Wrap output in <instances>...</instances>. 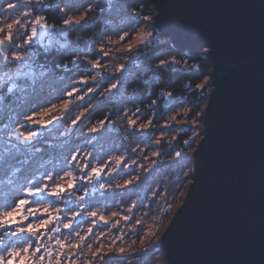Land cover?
I'll return each instance as SVG.
<instances>
[{
  "label": "rangeland",
  "instance_id": "1",
  "mask_svg": "<svg viewBox=\"0 0 264 264\" xmlns=\"http://www.w3.org/2000/svg\"><path fill=\"white\" fill-rule=\"evenodd\" d=\"M40 1L41 0H39V2ZM113 1L114 0H112V2ZM39 2L38 0H30L28 3H26L25 0L0 1V29L7 30L8 24H14V21H19V24H14L11 29L14 36V44H12L11 50L5 53V55L9 57L8 61H4L3 58L0 57V87L5 84L10 87L11 84L16 81L27 79L31 82L33 79L37 80L40 78V73L45 70H39V66L35 63L32 43L37 41L38 43H43L45 46H70L71 44L76 46V49L80 50L78 60L87 63L95 72L94 76L89 78L77 76L76 79L71 80L74 84H67V87H65L62 92L58 93V97L55 96L56 98H54V101L42 105L31 112H27V115L33 116L34 120L37 121V123L29 124V128L41 134L27 144L21 140V146L13 152V155H17V157H30L35 151L40 150L41 145L46 141L48 142L50 138H53L54 141L62 140L67 142L74 139L73 150L69 158H66L63 162L65 166L61 167L56 173L49 170L47 173L53 175L57 183L64 184L65 186L68 180L74 178L76 187L65 194L63 199L49 196H41L35 199L42 202L40 205L41 208L47 207L49 203H51L54 208L61 209L62 217L71 219L76 213H79V215L72 221V229L63 228V223L67 222V220H62L61 222H56L54 225H50L49 227L54 226L59 228L60 232L43 233L45 236L44 242L52 249L53 255L55 256L58 250L55 237L59 236L62 239L66 238V243L69 244H78L77 242L68 241L69 237L76 229L80 231V236L86 237L87 239L93 237L94 239L91 245L94 246L88 247L87 250H85V254H77L75 256L76 264H91L95 260H97L98 262L96 263L99 264L100 261L103 262L105 257L111 253L117 256H128L134 252L133 249L135 247H143L145 243L147 247L152 245L151 248L156 245L159 255L163 256L159 249L161 235L174 212L183 202L188 187L193 181L191 175L188 174L191 168H193L191 161L189 165L190 168L188 167L186 171L181 172L179 169L177 171V169L174 168L177 161L182 160L179 159L181 158L182 151L173 148V146L176 145L177 134L182 126L191 124L196 132H198L199 127L197 126L202 127L203 120H199L200 118H187L186 115L189 108L185 110L180 108L175 111H169V113L165 115L164 120L160 122L148 118L145 119V116L143 117V114H145L143 111L138 112V110H133L126 101L119 103L121 97H125L129 94L124 88H111L113 83H117V79L120 78V73H126L133 63L140 59V55L147 50L142 44V41L148 38L149 32L155 34L152 26L155 16L153 14L144 16V18L141 16L143 21H140L137 25L135 24L136 26L134 25V28L120 31L118 34L111 37L102 36L100 39L96 40L94 44L89 40L92 43L90 44L80 33L76 31L73 32L72 30L92 21L91 15H94V11L91 13L88 12L87 9H78L72 12L65 11V19L75 22L84 18V22L82 24L73 23L70 26H65L64 23L55 26L46 22L41 15H37V13L33 12L34 5ZM8 5H13V7H8ZM106 9H109V5L106 6ZM37 17L43 18L41 22L45 25L44 28H39L35 25L34 21ZM145 17H148V19H145ZM31 27H38V36L30 45H25L23 49L15 48V44L23 43L21 35L17 33L23 34L26 32L30 34ZM121 35L125 36L124 41L120 40ZM155 36L156 34L152 39ZM4 38L3 33H0V40ZM86 42H88V44H86ZM93 49L96 50L94 53L95 56L97 55L96 59L84 55L86 52ZM129 49H131V51H129ZM204 50H208V48L204 47ZM14 52L22 55L24 59L22 61H12L11 57ZM105 53H107V55H105ZM18 65L21 67H18ZM93 65H95V67ZM120 65L126 66L123 71L120 70ZM17 72L21 73V75L16 76ZM103 76L110 79L107 82L109 83L107 89L102 88V81L100 79ZM14 77L15 79H13ZM208 79H205L201 85L207 82ZM81 81L86 82L82 83ZM89 89H92V91H89ZM69 92L73 93V95L69 96ZM114 98L117 99L114 104L115 108L110 112V116L106 120L97 123L87 121V116H89L88 114L91 109L101 104L107 106L105 102H108L109 99L114 100ZM53 118H55L53 124L46 128L40 127V124ZM19 120L20 123H17L15 128L22 136H27L28 133L21 127V124L24 123V115H21ZM73 120L76 121L75 124L72 123ZM131 121H135V123L132 124ZM116 131H120L124 137L128 132H133L134 134L143 133L144 135L142 140L136 139V141L125 140V142H123L124 140L121 141L118 138L112 144L114 148L104 155L102 152L104 143L106 139H112L117 133ZM202 136L203 133L199 135L198 139L200 140ZM12 141L13 143L16 142L15 136L12 137ZM167 143L172 145V147L165 148L164 145H167ZM106 146H108V144ZM6 147H8V145L5 143V133L3 129L0 128V152ZM195 147L196 146L188 152L189 156H192ZM177 153H180V155L178 156ZM74 155L77 157L75 161L72 160V156ZM85 165L89 167H84ZM93 167L98 169L103 168V172L99 179L91 178L89 182L91 169ZM81 168H84V171H81ZM160 169H164V171L167 170L169 173H174L173 171L176 169V173H182L181 175L184 178L180 188L183 192L182 198L178 201L176 208H174L172 214L166 219L164 225L162 224L163 220L160 221V219L158 220L154 218V216L151 217V214L148 212L144 215L142 213H137L140 216H131L132 212H134L133 207L136 200L128 207L130 211L128 215L124 212H104L96 210L99 209V206L93 209V207H89L90 205L85 204V201L82 200L78 202L75 208L72 206V202L77 201L79 197H108L104 194L100 196L98 194L112 187L122 192H124L122 187H126L125 191L127 193L124 197H164L166 199V197H169V176L171 174L164 177V172H161ZM44 173L40 174V177H42ZM67 173H71V176H68ZM157 173L158 175L161 174L160 178H157ZM8 176L7 174L5 178L8 179ZM31 178H33V176L28 179ZM43 183H48L49 187H52L51 182L47 180H44ZM100 184H104L105 187L101 188ZM23 186L24 185H22L20 189ZM68 202L71 205H67ZM67 206H72V208L67 210ZM0 211H2V209H0ZM93 212L96 213L94 217L91 215ZM53 214H55L54 210ZM115 214L118 216L121 215V217H117V219L114 216ZM101 217H103V220H101ZM125 217H127V219H125ZM31 222L35 224L37 220L33 219ZM119 222L122 223L120 224ZM94 224L101 227H106L111 224L116 226L119 225L116 234H114V236H119V238L116 239V237H114V241L108 240L103 230L92 229ZM90 228L92 229L91 234L88 232ZM49 236L53 237V239H48ZM23 237L26 240L28 239V237L23 234L16 239L24 241L22 240ZM75 237H77V235ZM105 240L109 242H104ZM21 245H24V243ZM127 249L129 251L133 250V252H128ZM72 251L75 252V250ZM89 254H91V260L88 257ZM134 258L137 257L133 256L128 259L133 261ZM53 264H55L54 260Z\"/></svg>",
  "mask_w": 264,
  "mask_h": 264
},
{
  "label": "water",
  "instance_id": "2",
  "mask_svg": "<svg viewBox=\"0 0 264 264\" xmlns=\"http://www.w3.org/2000/svg\"><path fill=\"white\" fill-rule=\"evenodd\" d=\"M154 23L178 49L208 48L212 67L193 181L160 238L164 263L264 264V0H160Z\"/></svg>",
  "mask_w": 264,
  "mask_h": 264
},
{
  "label": "trees",
  "instance_id": "3",
  "mask_svg": "<svg viewBox=\"0 0 264 264\" xmlns=\"http://www.w3.org/2000/svg\"><path fill=\"white\" fill-rule=\"evenodd\" d=\"M69 2L70 0H41L38 4L34 5L33 12L41 15L49 24L55 26L62 25L65 15L59 9H64L66 3ZM159 2L160 0H114L113 2L112 0H78L75 10L87 9L90 13L94 11V15H91L92 21L72 31L80 33L88 42L91 40L94 44L102 36L111 37L120 31L134 28L133 26L135 24L137 25V23L143 21L141 16L143 18L144 16H150L152 14L155 16ZM108 5L109 9H106ZM152 26L156 34L153 38L154 43L140 55V59L133 63L126 73L121 72L119 75L120 78L117 79L119 80L118 89L124 88L129 93L125 97H121L119 103L126 101L133 110H138V112L143 111L145 113L143 114L145 119L148 118L159 122L164 120L165 115L169 111H175L180 108H183V110L189 108L186 115L187 118H200L199 120H203L204 106L212 88L209 75L212 67L209 64L208 50H204V47H196L194 50L188 48L178 49L172 45L171 35L161 34L157 30L155 23ZM91 42L90 44H92ZM32 46L35 63L39 66V70H45L46 79L43 85V92L38 93L30 104L19 109L20 116L54 101V98L58 97V93L62 92L67 87V84H74L71 80L76 79L77 76L89 78L95 74L87 63L78 60L80 50L76 49L77 47L72 44L70 46H45L43 43H38L37 41L32 43ZM95 52V49L89 50L84 55L96 59L97 55H94ZM161 59L169 61L176 60L180 63L179 65L172 64L167 67L158 68L157 65ZM185 61L188 66H185ZM205 79H208L207 82L201 85ZM100 80L102 81V88L107 89L109 87V83L107 82L110 79L103 76ZM3 87L8 86L5 84L0 88ZM167 96L173 99V102L169 106L164 104ZM116 101L117 99L115 98L114 100L109 99L108 102H105L107 106L101 104L91 109L88 114L89 116H87V121L97 123L106 120L110 116V112L115 108L114 104ZM197 127H199L198 132H196L191 124L182 126L178 131L175 143L177 146L174 145L173 148L182 151L181 158H179L182 160H178L175 164L174 168L177 171L178 169L181 172L186 171L190 165V161L192 162V158L188 155V152L196 146L199 135L203 133L202 127ZM116 132L113 138L110 139L111 141L106 139L104 149L102 150L104 155L114 148L112 144L116 139L124 140L123 142L125 140L136 141V139L142 140L144 135L143 133L134 134L133 132H128L124 137L120 131ZM73 140L71 139L70 142L62 140L54 141L53 138H50L48 142L46 141L41 145L40 150L35 151L30 157L20 155V157H17V155H14L16 161H19V167L22 169V172L16 179L14 191H10L9 185L7 184L9 176L8 179L5 178L7 174L9 175L8 169L4 168L0 172V181L4 182L3 191L5 202H10L12 195H22L20 187L31 176L40 177V174L49 171L56 173L61 167L65 166L63 162L66 158H69L73 150ZM107 144L108 146H106ZM164 147L170 148L172 145L167 143ZM176 169L173 171L174 173L160 169L161 172H164V177L171 174L169 176V197H166V199L164 197H124L127 193L125 191L126 187H122L124 192L112 187L98 194L99 196L104 194L108 197H83V199L79 197L77 201L72 202V206L75 208L78 202L82 200L85 201V204L90 205L89 207H93V209L99 206V209L96 210L104 212H124L128 215L130 212L128 207L136 200L133 207L134 212H132L131 216L139 215L137 213L144 215L148 212L151 214V217L154 216V218L160 219V221L163 220L162 224L164 225V222L172 214L183 194L180 188L184 178L181 175L182 173H176ZM188 174L192 177V168ZM160 175L157 173V178H160ZM67 205L71 204L68 202ZM72 206H67L66 209L69 210ZM114 216L116 218L121 217V215L118 216L117 214ZM119 225L111 224L106 227H101L94 224L92 229L103 230L108 240L114 241V237L116 239L119 238V236H114ZM77 232L80 234V231L76 229L69 237V242L81 244V240L75 237ZM8 239L15 240L16 238L11 237ZM93 239V237L86 238V243L91 242L90 244H92ZM22 240L24 241H20V244H23L26 239L23 237ZM151 246L149 245L147 247L145 243L143 247H135L133 249L134 252L133 250L129 251L127 249L128 252H133L128 256H117L111 253L105 257L103 262L100 261L99 264H165L163 256L159 255L158 248L156 249V245L153 248ZM87 248V246L82 244L81 249H71L70 251L75 250L78 255H82L83 253L85 254ZM133 256L137 258H134L133 261L128 259ZM88 257L91 260V254ZM96 262L98 261L95 260L91 264H97Z\"/></svg>",
  "mask_w": 264,
  "mask_h": 264
},
{
  "label": "snow or ice",
  "instance_id": "4",
  "mask_svg": "<svg viewBox=\"0 0 264 264\" xmlns=\"http://www.w3.org/2000/svg\"><path fill=\"white\" fill-rule=\"evenodd\" d=\"M25 2L28 3L30 0H25ZM77 2L78 0H70L69 3H66L64 9H59V11L72 12L75 10ZM8 7H13V5H8ZM42 19V17H37L34 21L35 25L39 28L45 27L41 22ZM145 19H148V17H145ZM83 22L84 18L75 22L69 19H64L63 21L65 26H70L73 23L82 24ZM14 24H19V21H14ZM14 24H8L7 30L0 29V33H3L5 37L3 40H0V57H2L4 61H8L9 59V57L5 55L6 46L14 44V36L11 32ZM38 27H31L30 34L26 32L23 34L17 33L21 35L23 43L15 44V48L23 49L25 45H30L38 36ZM154 35V33L149 32L148 38L142 41L145 48H149L154 43L152 39ZM120 40L124 41L125 36L121 35ZM129 51H131V49H129ZM105 55H107V53H105ZM23 59L24 57L16 52H14L11 57L12 61H22ZM179 63L180 62L176 60L169 61L161 59L157 67H167L172 64L179 65ZM93 66L95 67V65ZM185 66H188L186 61ZM18 67L21 66L18 65ZM125 67V65H120V70L123 71ZM20 75L21 73H16V76ZM13 79H15V77ZM45 79L46 74L41 72L39 80L33 79L30 82L25 79L12 83L10 87L0 88V128H2L5 133V143L8 145V147L0 152V172H2L4 168L8 169L9 179L7 180V184L9 185L10 191L15 190L16 179L22 172V169L19 167V161H16L13 152L21 146V140L27 144L41 134L29 128V124L37 123V121L34 120L33 116L27 115L26 113L24 114V123L21 124V127L28 133L27 136H22V134L16 130L15 125L20 123L19 109L30 104L38 93L43 92ZM81 82L85 83L86 81ZM118 83L119 80H117V83H113L111 88L116 89ZM89 91H92V89H89ZM68 95L71 96L73 93L69 92ZM54 122L55 118L48 119L40 124V127L46 128ZM72 123L75 124L76 121L73 120ZM131 123L134 124L135 121H131ZM13 136L16 137L15 143L12 141ZM185 143H187V141H185ZM177 155L179 156L180 153H177ZM76 159L77 157L75 155L72 156L73 161ZM84 167L89 166L85 165ZM81 171H84V168H81ZM102 172L103 168L98 169L93 167L91 169L89 182L91 178L99 179ZM67 175L71 176V173H67ZM44 180L51 182L52 187L50 188L48 183H43ZM3 183V181H0V209H2V211H0V250H2L0 251V264H53V260L55 264H76L75 256L77 253L70 250H79L82 244L91 247V244L86 243V237L80 236L79 232L76 233L77 237L81 240V244H69L66 243V238L62 239L59 236L55 237L58 250L54 256L52 249L44 242L45 236L43 233H59V228L49 226L54 225L56 222H61L62 220H67V222L63 223L64 229H72V221L76 219L79 213H76L71 219H68L67 217H62L61 209L54 208L51 203H49L47 207L41 208L40 205L42 202L35 199L41 196L63 199L65 194L76 187L75 179L68 180L65 186L64 184L57 183L53 175L45 172L42 177H33L25 180L24 186L20 189L22 195H12L10 202H5ZM100 187L104 188L105 185L100 184ZM81 199H83V197H81ZM53 210L55 214H53ZM91 215L94 217L96 213L93 212ZM33 219L37 220L35 224L31 222ZM125 219H127V217H125ZM101 220H103V217H101ZM88 232L91 234L92 229H88ZM22 234L28 237L24 245L20 244L19 239H8L9 237L19 238ZM48 239H53V237L49 236Z\"/></svg>",
  "mask_w": 264,
  "mask_h": 264
}]
</instances>
